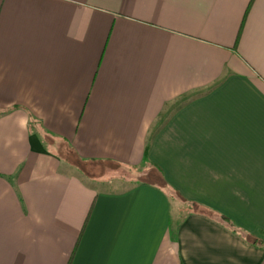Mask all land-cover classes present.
<instances>
[{
	"label": "crops",
	"instance_id": "0c3cea01",
	"mask_svg": "<svg viewBox=\"0 0 264 264\" xmlns=\"http://www.w3.org/2000/svg\"><path fill=\"white\" fill-rule=\"evenodd\" d=\"M211 211L264 238V0H0V264H264Z\"/></svg>",
	"mask_w": 264,
	"mask_h": 264
},
{
	"label": "rangeland",
	"instance_id": "374dc122",
	"mask_svg": "<svg viewBox=\"0 0 264 264\" xmlns=\"http://www.w3.org/2000/svg\"><path fill=\"white\" fill-rule=\"evenodd\" d=\"M58 145L54 147L52 145L51 147H53L54 151H57L56 153L61 154L63 158L77 166L76 172L78 175H81L89 182L95 183L101 190L120 191L144 178L142 176L138 178L137 167H126L103 162H80L75 155L70 154L71 152L65 149V146L61 148ZM140 168L142 169V167Z\"/></svg>",
	"mask_w": 264,
	"mask_h": 264
},
{
	"label": "trees",
	"instance_id": "16d2710c",
	"mask_svg": "<svg viewBox=\"0 0 264 264\" xmlns=\"http://www.w3.org/2000/svg\"><path fill=\"white\" fill-rule=\"evenodd\" d=\"M148 150H149V144L146 146V157H145L146 160H147ZM77 158L79 159L80 162H85L84 160L80 159L79 157H77ZM150 180H152V179L150 178ZM152 181H156V183L153 182V184H158L161 188L165 189L168 192V194H170L172 197H177L179 200H181L184 203H187L189 206H193V207L201 206L198 203L187 201L176 189L170 187V185H168L167 182L164 181L163 179L161 180V183L158 179H153ZM211 212H212V214L218 215V218L223 225L228 227L232 232L238 234L244 240L249 241L251 245L260 246V247L264 248V238L255 237L252 234L248 233L247 231L239 228L234 223V221H232L226 215L220 214L216 211H211ZM71 260H70L69 264H71Z\"/></svg>",
	"mask_w": 264,
	"mask_h": 264
}]
</instances>
